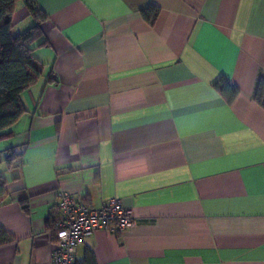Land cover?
Segmentation results:
<instances>
[{"label":"crops","instance_id":"0c3cea01","mask_svg":"<svg viewBox=\"0 0 264 264\" xmlns=\"http://www.w3.org/2000/svg\"><path fill=\"white\" fill-rule=\"evenodd\" d=\"M35 2L42 73L0 140V226L13 238L0 264H52L57 190L93 208L118 198L133 215L122 232L86 236L78 261L264 264V107L253 98L264 0ZM33 22L18 0L13 32ZM221 76L238 88L230 104L213 88ZM11 148L21 155L7 169Z\"/></svg>","mask_w":264,"mask_h":264},{"label":"trees","instance_id":"16d2710c","mask_svg":"<svg viewBox=\"0 0 264 264\" xmlns=\"http://www.w3.org/2000/svg\"><path fill=\"white\" fill-rule=\"evenodd\" d=\"M18 0H0V140L10 136V127L23 114L20 94L33 84L42 73V65L32 54V43L41 36L40 23L45 15L37 8L35 0H25V6L34 17L33 24L26 30L13 32V15ZM142 18L152 25L158 15V8L149 5L140 10ZM213 88L230 104L238 95V88L221 76ZM253 98L264 107V78H259ZM7 150L4 157L7 169L21 153ZM6 179L0 171V202L6 197ZM53 232V225L51 227ZM13 241V238L0 226V246ZM86 264H94L92 253L87 254Z\"/></svg>","mask_w":264,"mask_h":264},{"label":"built area","instance_id":"2783aa9c","mask_svg":"<svg viewBox=\"0 0 264 264\" xmlns=\"http://www.w3.org/2000/svg\"><path fill=\"white\" fill-rule=\"evenodd\" d=\"M53 211L52 264H86L76 258L77 246L96 230L122 232L133 226L132 212L118 198L109 199L100 208H93L82 197L57 190Z\"/></svg>","mask_w":264,"mask_h":264},{"label":"rangeland","instance_id":"374dc122","mask_svg":"<svg viewBox=\"0 0 264 264\" xmlns=\"http://www.w3.org/2000/svg\"><path fill=\"white\" fill-rule=\"evenodd\" d=\"M0 157H2V155H0ZM0 169L2 170V171H5V170H3L4 169V163H0ZM6 174H7V172H5Z\"/></svg>","mask_w":264,"mask_h":264}]
</instances>
